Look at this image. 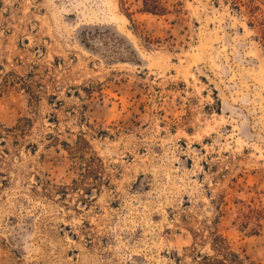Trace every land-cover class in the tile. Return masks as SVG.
Instances as JSON below:
<instances>
[{"label": "rangeland", "instance_id": "374dc122", "mask_svg": "<svg viewBox=\"0 0 264 264\" xmlns=\"http://www.w3.org/2000/svg\"><path fill=\"white\" fill-rule=\"evenodd\" d=\"M160 4L0 0V264H264V0Z\"/></svg>", "mask_w": 264, "mask_h": 264}, {"label": "trees", "instance_id": "16d2710c", "mask_svg": "<svg viewBox=\"0 0 264 264\" xmlns=\"http://www.w3.org/2000/svg\"><path fill=\"white\" fill-rule=\"evenodd\" d=\"M143 11L161 14L164 9L160 4V0H143ZM256 22L260 25L259 33L264 46V18L256 19ZM253 24V23H251ZM261 201V200H260ZM240 224L242 227H248L250 222H255L257 226L261 225V219L264 218V203H257L255 200L249 202L242 201V206L240 208ZM253 233H257L258 229L256 227L252 228ZM212 233V249L215 253H218L217 256H212L208 254L199 255L205 263L214 261L216 264H244L241 256L232 251L229 247L227 240L214 229ZM198 234V233H196ZM200 254V252H197Z\"/></svg>", "mask_w": 264, "mask_h": 264}]
</instances>
